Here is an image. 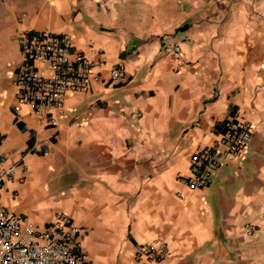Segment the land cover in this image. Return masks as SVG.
Returning a JSON list of instances; mask_svg holds the SVG:
<instances>
[{
    "label": "crops",
    "instance_id": "1",
    "mask_svg": "<svg viewBox=\"0 0 264 264\" xmlns=\"http://www.w3.org/2000/svg\"><path fill=\"white\" fill-rule=\"evenodd\" d=\"M31 34L67 35L95 64L62 115L17 109ZM2 73L8 212L39 231L68 215L89 264H142L155 244L154 264H264V0H0ZM236 121L247 148L190 189L192 156Z\"/></svg>",
    "mask_w": 264,
    "mask_h": 264
},
{
    "label": "built area",
    "instance_id": "2",
    "mask_svg": "<svg viewBox=\"0 0 264 264\" xmlns=\"http://www.w3.org/2000/svg\"><path fill=\"white\" fill-rule=\"evenodd\" d=\"M94 70L92 61L72 52L67 35L24 36L21 64L12 81L17 109L27 106L40 119L50 110L62 115L69 94L86 95L91 83L98 81ZM118 78V71H112L110 80ZM250 138L251 126L247 122L229 123L217 141L192 156L188 187L207 188L210 171L219 166L220 160L243 152ZM14 179V169L0 164V264H89L74 242L81 230L68 215L56 214L53 222L39 231L28 219L2 207V192ZM166 256L164 244L150 245L143 253L142 264L160 263Z\"/></svg>",
    "mask_w": 264,
    "mask_h": 264
},
{
    "label": "rangeland",
    "instance_id": "3",
    "mask_svg": "<svg viewBox=\"0 0 264 264\" xmlns=\"http://www.w3.org/2000/svg\"><path fill=\"white\" fill-rule=\"evenodd\" d=\"M3 74H4V73H2V75L0 74V78H1V79H2V76H3ZM11 89H12V88H11V86H10V87H8V89H7V92H10V91H11Z\"/></svg>",
    "mask_w": 264,
    "mask_h": 264
}]
</instances>
